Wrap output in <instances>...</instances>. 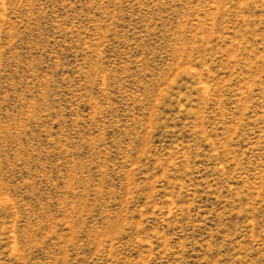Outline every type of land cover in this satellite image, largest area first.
<instances>
[{
  "label": "rangeland",
  "instance_id": "rangeland-1",
  "mask_svg": "<svg viewBox=\"0 0 264 264\" xmlns=\"http://www.w3.org/2000/svg\"><path fill=\"white\" fill-rule=\"evenodd\" d=\"M0 264H264V0H0Z\"/></svg>",
  "mask_w": 264,
  "mask_h": 264
}]
</instances>
